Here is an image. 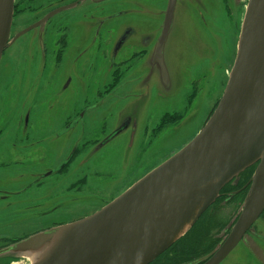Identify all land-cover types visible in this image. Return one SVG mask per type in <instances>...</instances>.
Here are the masks:
<instances>
[{
  "label": "flooded vegetation",
  "instance_id": "af4514ba",
  "mask_svg": "<svg viewBox=\"0 0 264 264\" xmlns=\"http://www.w3.org/2000/svg\"><path fill=\"white\" fill-rule=\"evenodd\" d=\"M179 1L175 0L173 20L165 44L173 29ZM205 1L207 6L202 3V0L200 2L194 0L193 3L198 5L197 10L203 9V14L209 16L213 13L214 6L211 0ZM231 1L236 3L239 0H227V3ZM232 2L231 8L227 10L230 16L231 10L237 9ZM13 6L14 18L10 39L13 37L18 39V36L22 37L28 32L30 35L35 33V35L27 36V38L30 36L31 47L28 42L25 46L28 49L35 47V51L15 53L14 68L11 73L14 77L9 82V91H6L5 76L1 79L0 216L4 213L6 201L22 200V194L35 186V176L23 186L17 183L22 177L29 175L27 171H24L25 173L21 171L14 179L11 187L13 191H6L2 188L5 186V172L20 170L19 167H25L27 170L35 169V157L39 155L35 148L43 144L47 146L51 138V132L48 129L44 136L42 134L39 136L37 132L39 126L35 119L45 118L44 116L35 118V106L41 102L38 95H35L37 90L58 88L63 85L71 86L75 83L73 81L75 77L76 85L83 84V91H86V94L91 91L94 96L89 100L82 91L80 103L87 106L86 112L96 110L98 107L108 108L106 110L108 113L111 110L115 111L114 114L101 115V123L95 122L96 125H100V131L103 127L111 128L100 141L95 143L91 139L93 136L84 138L82 141L83 136L79 135L73 145L72 142L69 143L70 153L58 165H62L58 169L60 171L75 153L83 152L78 157V162L90 157L102 147L99 144L112 134L114 129L123 128L126 125L122 133L128 132L130 138L133 132L132 138L134 137L137 130L136 121L132 119L134 113H127L124 116L122 114L127 106L135 102V98L126 99V95H120V91L127 88L125 92L130 95L131 90H147L154 69L158 72L163 86L172 83L164 61L167 77L161 74L160 66L153 63L154 49L163 30L169 0L164 1L163 10H160L156 18H153L154 12H151L152 5L144 0H14ZM15 9H19L20 13L26 16L25 20L21 21L25 23L24 26L18 31L15 30L14 22L20 16H15ZM152 21L156 25H152ZM152 27L156 28L152 29ZM219 45L221 46L217 42L216 48L220 52L224 45L221 49ZM164 53L163 49L162 60ZM202 53L212 57L211 53ZM198 59L196 55L195 63L186 71L197 70L199 66H210L211 60L204 61L208 58H205L204 62H199ZM63 62L65 67L61 69ZM20 65L25 68L19 69ZM55 65L59 66L55 67ZM93 71L96 72L93 73ZM23 73L28 74L24 83L19 77V74L23 76ZM63 74H66L64 82H62ZM91 74H95V77L91 78ZM104 74L111 76V81L104 82ZM85 75H88L90 79L83 77ZM185 79L184 74L183 81ZM99 87L103 90L107 89L102 96L99 95ZM115 101L123 103V107L119 109L120 105H116ZM188 106L185 105V112ZM22 109L29 110L32 115H22ZM191 112L187 115L188 120L195 115L193 109ZM80 113L81 111L66 125L72 128L64 133L78 134L86 131L83 129H86L87 123L85 126L82 124L86 117L85 114ZM114 116L116 121L120 117L124 118H120V122L113 127L115 119H112L110 124L108 118H114ZM29 119H31L30 123ZM62 129L56 133L63 131ZM106 129L101 132H105ZM72 147H74L73 151H71ZM3 151L5 154L7 151V154H2ZM88 159L86 158V162ZM86 162H82L83 168ZM258 165L259 161L231 178L220 189L215 201L189 227L182 238L149 264H264V204L248 223L241 222L244 203ZM263 198L262 196V200ZM34 207L35 205L32 204L26 205L23 212L35 216ZM2 237L5 236L0 233V251L4 249L6 243V239ZM7 242L15 243L11 238ZM4 261L5 259L0 258V264Z\"/></svg>",
  "mask_w": 264,
  "mask_h": 264
},
{
  "label": "rangeland",
  "instance_id": "374dc122",
  "mask_svg": "<svg viewBox=\"0 0 264 264\" xmlns=\"http://www.w3.org/2000/svg\"><path fill=\"white\" fill-rule=\"evenodd\" d=\"M144 1L152 5L153 18L159 16L157 14L160 10H163L162 6L165 0ZM197 1L200 2V0ZM193 2L194 0L179 1L173 29L163 48L165 50L163 61L167 65L172 83L163 86L159 80L158 72L154 69L147 90H131L130 95L125 92L127 88L120 91V95H126V99L132 97L142 100L134 99L135 102L127 106L123 112L124 114H122L124 116L127 113H134L132 119L137 124L136 134L132 138L133 132H131L129 138L128 132L122 133L125 130L124 128L121 133L96 150L90 157H86L89 159L87 162L86 158L82 161L86 162L84 168L82 162L77 161L78 157L83 154L80 151L71 156L63 170L58 171L59 167L62 166L58 165L70 153L68 150L69 143L72 142L73 145L79 135L83 136L82 141L84 138L91 136H93L91 139L95 143L100 141L111 128L106 129V127H103L102 130H106L101 132L100 125H96L95 122L101 123V115L114 114L115 111L112 112L111 110L108 113L106 111L108 108L98 107L96 110L86 112L87 106L80 103L84 85L80 83L77 86L75 77L73 78L75 83H72L71 86L65 87L63 85L51 89L41 88L36 91L35 95H38L41 102L35 106V118L45 117L35 119L39 126L37 132L39 136L41 134L44 136L49 130L51 138H49L47 146L43 144L35 148V151L39 153L35 157V169L27 170L25 167H19L20 170L5 172V186H2V188L6 191H13L11 187L14 184V179L21 171L23 173L27 171L29 175L22 177L21 181L17 183L23 186L35 176V186L22 194V200L13 201L9 199L6 201L4 213L0 216V233L5 236L2 238L6 239L4 248L51 228L69 224L92 215L153 168L175 154L205 125L208 116L215 110L223 94L230 68L235 60L239 26L241 27L244 17L246 0H239L236 3L231 1L237 7V9L231 10V16L227 11L225 0H222L226 11L214 13V10L211 15H206L209 17L208 24L205 25V32L202 34L200 30H197V33L195 31L200 26L201 20L200 15L198 17L197 14L198 5ZM204 4L207 6L206 1ZM120 8H123V6H120ZM15 10V16H20L14 22L15 30L18 31L24 26L25 23H21V21H24L26 16L21 14L19 9ZM199 10L204 15V10ZM13 18L14 12L12 20ZM154 28L156 27H152V29ZM28 35H30L29 32L22 37L18 36V39L8 45L2 52L0 87L2 86L1 79L5 76L6 91H9V82L14 77L11 73H13L15 53L18 51H35V47L31 49L25 47L28 43L31 47L30 36L35 35V33L27 38ZM217 42L221 46L224 45L223 50L221 49L220 52L216 48ZM201 48V53H197ZM202 52L211 53L212 57L204 55ZM196 55L199 57V62H202L205 58L208 59L204 61L211 60L210 66H199L197 70L186 71L195 63ZM64 65L63 62L61 69L65 67ZM24 68L23 65L19 66V69ZM95 72L93 71V73ZM185 72H188V74L184 84L183 76ZM26 76H28L27 73H23V76L19 74V77L23 79L22 83L25 82ZM65 76L66 74L62 75V82H64ZM83 77L90 79L88 75ZM93 77H95V74H91V78ZM103 81L106 83L111 81V76L104 74ZM106 90L100 88L99 95L102 96L103 93H106ZM84 94H86V91H83ZM157 96L160 100L156 98ZM86 97L89 100L94 98L91 91L86 94ZM161 101L167 107H165L166 111L160 117L162 108L157 104H162ZM115 103L120 105L119 109L123 107V103L119 101H115ZM185 105H189L187 115L192 113V109L193 112L199 110L198 114L194 115V120L190 118V120H193L192 123H188V120L181 122L182 117L187 119ZM80 111V114H85L86 117L82 122L83 126L87 123L86 129H83V131H86L78 134L64 133V130L72 128L66 125ZM22 115H32V112L22 109ZM115 117L108 118L110 124H112V119H115ZM120 118L117 121L115 119L113 127L120 122ZM30 121L31 119H29V123ZM49 125L52 126L47 128ZM59 129L63 131L56 133ZM176 131H178V135L170 139V136ZM127 143L129 147H126ZM73 150L74 147L71 151ZM2 154L6 155L7 151L6 154L4 151ZM2 157L4 158V156ZM36 180L38 181L36 182ZM29 204L35 205L33 208L35 216L23 212V208ZM32 219L34 220L31 221ZM9 238L14 240L15 243L9 244L7 242ZM16 254L19 253L0 255V258L5 259L2 264H10L13 261L21 262V255Z\"/></svg>",
  "mask_w": 264,
  "mask_h": 264
},
{
  "label": "water",
  "instance_id": "95a60500",
  "mask_svg": "<svg viewBox=\"0 0 264 264\" xmlns=\"http://www.w3.org/2000/svg\"><path fill=\"white\" fill-rule=\"evenodd\" d=\"M247 1L225 89L198 134L94 214L12 244L0 255L22 256L38 246L32 264H149L186 233L231 178L259 161L241 222L258 214L264 204V0ZM13 4L0 0V60L16 39H10ZM174 5L169 0L153 56L165 77L162 53Z\"/></svg>",
  "mask_w": 264,
  "mask_h": 264
},
{
  "label": "bare ground",
  "instance_id": "6f19581e",
  "mask_svg": "<svg viewBox=\"0 0 264 264\" xmlns=\"http://www.w3.org/2000/svg\"><path fill=\"white\" fill-rule=\"evenodd\" d=\"M210 2H212L213 3V6H214V10H215V12L214 13H216L217 11H218V13H220V11H226V8H227V10L228 9H230L231 8V6H232V4H231V2H228L227 3V0H225V3H226V8L225 7H223V3H222V0H211ZM247 0H246V4H247ZM202 3L204 4L205 3V0H202ZM197 14H198V17H199V15H200V20H201V24H200V26L198 27V28H196L195 29V31H196V33H197V30H200L201 31V34L202 33H204L205 32V25H207L208 24V19H209V17H207L206 15H202L201 14V12H200V10L198 9L197 10ZM242 21H243V19H242ZM241 25H242V22H241ZM240 32H241V27L239 26V34H240ZM238 38H239V36H238ZM239 40V39H238ZM237 43H238V41H237ZM222 48V46H220L219 45V49H221ZM201 51H202V48L200 49V50H198L197 51V53H201ZM233 65V64H232ZM231 68H232V66H231ZM231 68H230V70H231ZM229 73H230V71H229ZM187 74H188V72H185V78H186V76H187ZM229 75V74H228ZM184 83L186 82V79H185V81H183ZM169 94H171V92H169ZM158 100H160V98H159V96H157L156 97ZM165 98V97H164ZM168 98V97H167ZM163 99V98H162ZM157 101V100H156ZM158 102V101H157ZM161 103H162V101H161ZM157 105H160V108H162L161 109V111H160V117H161V115H162V113H164L166 110H165V107H167L166 106V104H160V103H158ZM159 108V109H160ZM198 111L199 110H194V112H195V114H198ZM189 112V110H187L186 112H185V115H187V113ZM213 113V112H212ZM184 115V116H185ZM211 115H209L208 116V118L210 117ZM183 119V121H185V120H188V119H186L185 117H183L182 118ZM193 119V118H192ZM194 120V119H193ZM193 120H188L187 122L188 123H192L193 122ZM186 122V123H187ZM185 126V125H184ZM201 127V126H200ZM203 127V126H202ZM201 127V128H202ZM179 131V130H178ZM178 131H176V132H174L171 136H170V139L171 138H174L175 136H177L178 135ZM198 134V132L193 136V138L196 136ZM192 138V139H193ZM192 139H190L188 142H187V144L192 140ZM186 145V144H185ZM184 145V146H185ZM184 146H182V147H184ZM181 147V148H182ZM180 148V149H181ZM179 149V150H180ZM178 150V151H179ZM169 158V157H168ZM253 178V177H252ZM252 183H253V180H252ZM216 199V198H215ZM215 201V200H214ZM213 201V202H214ZM212 202V203H213ZM211 203V204H212ZM210 204V205H211ZM245 215L244 214H242V217H244ZM34 219H32L31 221H33ZM251 219H249V220H245V223H248L249 221H250ZM191 227V226H190ZM174 244V243H173ZM172 244V245H173ZM40 251V247H38V246H35L33 249H31L30 251H28L27 253H25V254H22V256H21V259H22V261L21 262H15V261H13L12 263H10V264H32L35 260H37V258L39 257V255H38V252ZM165 252V251H164ZM162 254V253H161Z\"/></svg>",
  "mask_w": 264,
  "mask_h": 264
}]
</instances>
